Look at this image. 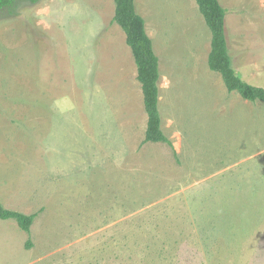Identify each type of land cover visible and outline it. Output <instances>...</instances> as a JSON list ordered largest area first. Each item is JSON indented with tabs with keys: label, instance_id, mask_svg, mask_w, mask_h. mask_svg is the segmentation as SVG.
Returning a JSON list of instances; mask_svg holds the SVG:
<instances>
[{
	"label": "rangeland",
	"instance_id": "obj_1",
	"mask_svg": "<svg viewBox=\"0 0 264 264\" xmlns=\"http://www.w3.org/2000/svg\"><path fill=\"white\" fill-rule=\"evenodd\" d=\"M219 2L233 69L264 88V0ZM134 4L163 62L164 109L196 132L162 115L171 145L143 142L114 0L0 7V203L35 214L29 232L0 219V264H264V102L227 93L209 69L211 32L195 0ZM201 93L211 110L215 93L226 105L196 118Z\"/></svg>",
	"mask_w": 264,
	"mask_h": 264
},
{
	"label": "trees",
	"instance_id": "obj_2",
	"mask_svg": "<svg viewBox=\"0 0 264 264\" xmlns=\"http://www.w3.org/2000/svg\"><path fill=\"white\" fill-rule=\"evenodd\" d=\"M18 0H0V7L11 6ZM36 1V0H30ZM135 0H114L112 22L117 23L125 33V42L130 48L136 66V78L143 94V106L147 114V124L143 142H164L170 140L160 129L158 111V80L160 77L159 58L155 54L152 41L147 35L144 19L135 9ZM206 25L211 32L210 51L207 57L209 69L220 73L228 91H237L244 99L264 102V88L243 81L231 65L227 51L224 21L226 10L219 0H195ZM35 214H25L4 207L0 203V219H13L19 228L30 231ZM26 245L31 246L30 240Z\"/></svg>",
	"mask_w": 264,
	"mask_h": 264
},
{
	"label": "crops",
	"instance_id": "obj_3",
	"mask_svg": "<svg viewBox=\"0 0 264 264\" xmlns=\"http://www.w3.org/2000/svg\"><path fill=\"white\" fill-rule=\"evenodd\" d=\"M149 35V34H148ZM150 36V39H153L154 40V38H153V36L150 34L149 35ZM156 49H157V53L160 55V52H159V50H158V48H157V45H156ZM207 57H208V55H207ZM206 62H207V59H206ZM163 62H161V63H159V71H160V73H161V64H162ZM211 70V69H210ZM210 70H208V73L206 74V77L210 74V75H214V79H217V74L215 73V72H211ZM201 72H199V77L201 76ZM221 76V75H220ZM194 78H195V76H194ZM222 78V77H221ZM159 79H160V77H159ZM222 81V80H221ZM208 83V82H207ZM174 86V84L173 85H171V87H170V89L172 88ZM225 86V85H224ZM158 88H159V80H158ZM212 88H213V86H209V84L206 86V89H210V90H212ZM160 89V88H159ZM224 89H226V92L228 93L229 91L227 90V88L225 87ZM209 90V91H210ZM169 92H170V90H169ZM189 92H190V101H192L191 100V98L192 97H194V96H198V95H196V89L194 88V89H192V90H189ZM171 93V92H170ZM215 95V107H214V109L213 110H211V108L209 109L208 108V102H209V99H211L210 97H209V95H204V94H199V97L195 100V101H193L194 103H201L204 107L202 108V109H195V111L193 112L194 114H195V117L196 118H202L204 115H206L208 112H214V113H218V111L219 110H217V106H218V104H222V105H224L225 104V101L224 100H227V98H223L222 96H220L218 93H215V94H213V96ZM142 98H143V94H142ZM160 98H161V96L159 95L158 96V101H159V105H160V109H161V117H160V129L162 128V126H163V124H162V119H163V117H162V115H164L165 116V118L167 119V117H166V114L167 113H170V118H173V119H177V120H179L180 122V126H181V133L182 134H188V135H190V134H192V133H195L196 134V132H194L192 129H191V124H190V122H191V119L190 118H186V119H184V120H182V119H180V118H178V117H182V114H178V117H177V115H176V113L174 112V111H172V110H170V108L168 107L166 110L164 109V107L166 106V105H170L171 103L169 102V101H167V103H166V105H164L163 104V102H161V100H160ZM204 98L206 99V101H207V103H205V101H204ZM200 99H201V101H200ZM247 100V99H246ZM200 101V102H199ZM212 102V101H211ZM228 103H229V106H231V104H230V102L229 101H227ZM248 102V101H247ZM246 102V103H247ZM261 102H263V101H261ZM236 101L234 102V104L236 105ZM244 104L245 106H247V104ZM226 105V104H225ZM158 106V105H157ZM166 111V112H165ZM219 114H221V113H219ZM248 115V114H247ZM160 116V115H159ZM146 117H147V114H146ZM255 121L257 122L258 121V117L255 119ZM231 122H233V119L231 120V121H229L228 123H220V124H218V126H217V128H220L221 130H222V132H225L226 130H228V127L230 126V123ZM146 124H147V120H146ZM234 126H237L236 125V123H234ZM262 127V126H261ZM263 128H264V125H263ZM161 131L163 132V130L161 129ZM172 132H174V131H172ZM176 132H179L178 130H176ZM175 132V133H176ZM260 133V131L259 132H255L254 133V135H255V137L258 135ZM145 134V133H144ZM163 134H164V132H163ZM165 135V134H164ZM166 136V135H165ZM144 138V137H143ZM232 141H233V139H232ZM149 142H151V141H149ZM171 142V141H170ZM236 143V142H235ZM196 145H198V144H196ZM232 148H238L239 150H240V153H238V155L239 156H244V153L246 152V148H242V147H240V146H238V145H232L231 146V149ZM263 150V148H261V149H259V150H257L255 153L254 152H251V153H249L248 155H246V157H251L252 155H256L257 153H259V152H261ZM177 151V150H176ZM176 151H174V149H173V153H175V154H181V151L180 150H178L177 152ZM180 162H181V160H180Z\"/></svg>",
	"mask_w": 264,
	"mask_h": 264
}]
</instances>
